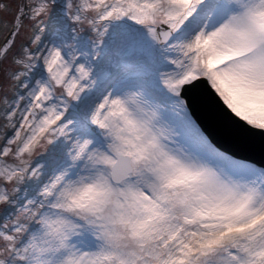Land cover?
<instances>
[{"label": "snow or ice", "instance_id": "obj_1", "mask_svg": "<svg viewBox=\"0 0 264 264\" xmlns=\"http://www.w3.org/2000/svg\"><path fill=\"white\" fill-rule=\"evenodd\" d=\"M0 264H264V0H0Z\"/></svg>", "mask_w": 264, "mask_h": 264}]
</instances>
